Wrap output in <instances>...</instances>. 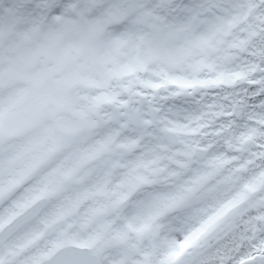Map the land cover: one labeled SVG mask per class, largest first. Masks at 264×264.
Masks as SVG:
<instances>
[{"label":"snow or ice","instance_id":"1","mask_svg":"<svg viewBox=\"0 0 264 264\" xmlns=\"http://www.w3.org/2000/svg\"><path fill=\"white\" fill-rule=\"evenodd\" d=\"M0 264H264V0H0Z\"/></svg>","mask_w":264,"mask_h":264}]
</instances>
